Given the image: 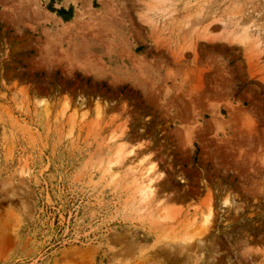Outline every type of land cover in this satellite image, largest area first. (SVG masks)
Instances as JSON below:
<instances>
[{
    "label": "rangeland",
    "instance_id": "rangeland-1",
    "mask_svg": "<svg viewBox=\"0 0 264 264\" xmlns=\"http://www.w3.org/2000/svg\"><path fill=\"white\" fill-rule=\"evenodd\" d=\"M0 264H264V0H0Z\"/></svg>",
    "mask_w": 264,
    "mask_h": 264
},
{
    "label": "bare ground",
    "instance_id": "bare-ground-1",
    "mask_svg": "<svg viewBox=\"0 0 264 264\" xmlns=\"http://www.w3.org/2000/svg\"><path fill=\"white\" fill-rule=\"evenodd\" d=\"M137 181V186L139 187V198L142 202L146 203V200L150 198L153 192V180L150 179L148 176L139 175Z\"/></svg>",
    "mask_w": 264,
    "mask_h": 264
},
{
    "label": "trees",
    "instance_id": "trees-1",
    "mask_svg": "<svg viewBox=\"0 0 264 264\" xmlns=\"http://www.w3.org/2000/svg\"><path fill=\"white\" fill-rule=\"evenodd\" d=\"M49 10L51 12H55L56 14H58V16L61 17L64 20V22H68L72 16V9L71 8L68 11H64L62 9H60L59 11H55L52 8H50Z\"/></svg>",
    "mask_w": 264,
    "mask_h": 264
}]
</instances>
